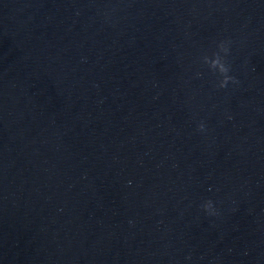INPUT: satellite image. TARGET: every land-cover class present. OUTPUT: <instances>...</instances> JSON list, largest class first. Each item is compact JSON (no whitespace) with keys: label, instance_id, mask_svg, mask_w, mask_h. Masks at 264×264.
Instances as JSON below:
<instances>
[{"label":"water","instance_id":"water-1","mask_svg":"<svg viewBox=\"0 0 264 264\" xmlns=\"http://www.w3.org/2000/svg\"><path fill=\"white\" fill-rule=\"evenodd\" d=\"M0 264H264V0H0Z\"/></svg>","mask_w":264,"mask_h":264},{"label":"clouds","instance_id":"clouds-1","mask_svg":"<svg viewBox=\"0 0 264 264\" xmlns=\"http://www.w3.org/2000/svg\"><path fill=\"white\" fill-rule=\"evenodd\" d=\"M230 43L231 41L227 40L220 41L217 44L218 51L213 52L211 57H209L208 55H204L202 57V62L208 65L211 71H213L214 73H218L221 77L218 84V87L220 88L227 87L229 82L233 84L239 83L236 77L229 75L231 71V65L225 59V57L230 53V49L228 47ZM220 53H223L224 55L222 56ZM197 75L199 76L201 75V73H197ZM198 130L205 131V125L203 123H200L198 125ZM202 207L209 215L217 214L211 200L206 201Z\"/></svg>","mask_w":264,"mask_h":264}]
</instances>
